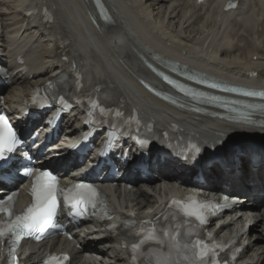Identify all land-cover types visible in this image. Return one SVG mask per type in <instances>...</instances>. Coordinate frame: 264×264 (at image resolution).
Segmentation results:
<instances>
[{"label": "bare ground", "instance_id": "obj_1", "mask_svg": "<svg viewBox=\"0 0 264 264\" xmlns=\"http://www.w3.org/2000/svg\"><path fill=\"white\" fill-rule=\"evenodd\" d=\"M38 6H48L55 11L52 23H41L38 17L24 15L25 9ZM0 15L4 24L1 39L3 59L14 61L17 55L23 54L29 67L28 72L14 77L12 84L0 87L4 106L12 114L22 107L32 88L63 70L67 71L69 63L66 59H69L85 74L87 85L95 84L102 89L105 102L133 105L157 128L175 121L182 130L204 139L221 134L230 139L264 135V126L256 124L264 122V114L252 115L249 118L251 122L231 121L227 118L231 116L228 107H223L225 104L214 99L195 98L187 90L203 88L217 93L220 91L215 88L237 90L242 83L254 81L260 87L259 92H264V43L259 40L264 36V0H242L239 17L243 23L232 22L231 31L222 34L220 22L224 19L218 13L214 0L201 5L188 0H0ZM131 19L141 23L147 32L136 31L138 27L132 26ZM110 31L123 33L130 52L123 53L124 48L115 49V44L105 39ZM237 36L253 40L243 50L234 42ZM119 42H122L121 36L115 43ZM64 43L66 46L62 47ZM66 47L70 56L63 52ZM131 55L137 59L135 66L131 64ZM9 62H3V65L8 66ZM142 66L152 74L147 80L155 82L165 94L195 110H183L148 94L137 83L140 81L137 68L142 70ZM247 67L257 72L251 81L246 79ZM167 79H173L175 83L167 85ZM226 94L231 99L237 97L264 103L263 96ZM79 115L80 112L69 116L66 125L76 128ZM150 137L153 136L150 134ZM64 155L67 156L66 153ZM176 159L174 156L163 164L164 167L153 170L160 176L158 179L145 180L152 188L164 180L168 185L148 193L147 187L131 182L133 187L126 193L116 189L112 204L120 210L128 208L138 213L147 212L142 200L155 208L158 197L177 191L174 183L186 188L196 187L200 191L225 188L233 193L232 198L240 195L256 198V209L250 205L239 209L251 210V216L235 221L241 230L248 227V235H241V243L247 244L245 260L264 264V159L252 164L249 156L240 155L239 160H235L234 153L227 151L221 162L202 168L208 182L206 186L190 183L189 177L195 171L187 172L185 168L188 166ZM231 226L228 223L224 227L226 231L219 233L226 236ZM104 232L97 229L77 231V242L61 244L73 251L75 258L72 264H128L122 250L111 244L113 240L102 238ZM78 243L85 245L84 252L76 251Z\"/></svg>", "mask_w": 264, "mask_h": 264}, {"label": "snow or ice", "instance_id": "obj_2", "mask_svg": "<svg viewBox=\"0 0 264 264\" xmlns=\"http://www.w3.org/2000/svg\"><path fill=\"white\" fill-rule=\"evenodd\" d=\"M261 95H264V93H261ZM20 143L22 141L12 127V124L6 116L0 115V166L11 158V155L15 153ZM21 173L28 176L31 174V170L23 168L17 174ZM31 193L34 202L23 214L15 215L13 220L11 219L13 212L11 208L8 209L10 221L7 227L17 239L24 234L32 235L34 232L38 234L36 238L39 239V233H43L53 223L54 218L58 214L61 198L68 204L70 210H74L73 214L83 216L89 208L94 209L96 207V201L100 196L99 191L94 186L83 182L63 188L60 187L58 176L51 170H43L36 175ZM12 200L13 196L9 195L7 202L10 204ZM172 203L175 204L177 202L173 201ZM2 207L3 201H0V209ZM202 213L203 210L196 206H191L184 210V214L187 217H194L200 220L201 223H204ZM165 234L167 235L168 233L166 232ZM3 235L4 228L0 225V237ZM175 235L178 236L179 233ZM157 238L155 232L150 237V239ZM13 243L15 244L16 240H13ZM200 246L202 245H197L196 247ZM203 258L204 254H197V259L192 264H202ZM209 264H219V262L209 260Z\"/></svg>", "mask_w": 264, "mask_h": 264}, {"label": "rangeland", "instance_id": "obj_3", "mask_svg": "<svg viewBox=\"0 0 264 264\" xmlns=\"http://www.w3.org/2000/svg\"><path fill=\"white\" fill-rule=\"evenodd\" d=\"M264 36L263 37H261L259 40H260V42L261 43H264ZM253 39L251 38V37H249V39H247L246 37L245 38H242V37H236L235 38V40H234V42L235 43H238V45L241 47V48H243V50H245L248 46H249V44H251V41H252ZM250 41V42H249ZM261 228V229H260ZM259 230H262V226L260 227L259 226Z\"/></svg>", "mask_w": 264, "mask_h": 264}]
</instances>
